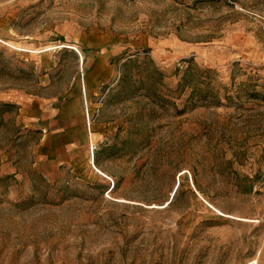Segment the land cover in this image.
Listing matches in <instances>:
<instances>
[{
  "label": "rangeland",
  "instance_id": "rangeland-1",
  "mask_svg": "<svg viewBox=\"0 0 264 264\" xmlns=\"http://www.w3.org/2000/svg\"><path fill=\"white\" fill-rule=\"evenodd\" d=\"M251 263L264 0H0V264Z\"/></svg>",
  "mask_w": 264,
  "mask_h": 264
},
{
  "label": "crops",
  "instance_id": "crops-1",
  "mask_svg": "<svg viewBox=\"0 0 264 264\" xmlns=\"http://www.w3.org/2000/svg\"><path fill=\"white\" fill-rule=\"evenodd\" d=\"M34 102H36V101H34ZM35 120H37V119H35V118H30V122H29V124H34L33 121H35Z\"/></svg>",
  "mask_w": 264,
  "mask_h": 264
},
{
  "label": "bare ground",
  "instance_id": "bare-ground-1",
  "mask_svg": "<svg viewBox=\"0 0 264 264\" xmlns=\"http://www.w3.org/2000/svg\"><path fill=\"white\" fill-rule=\"evenodd\" d=\"M251 264H254V263H251Z\"/></svg>",
  "mask_w": 264,
  "mask_h": 264
}]
</instances>
